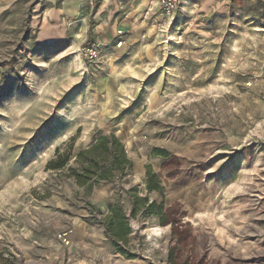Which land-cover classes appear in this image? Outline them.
<instances>
[{"label": "rangeland", "instance_id": "374dc122", "mask_svg": "<svg viewBox=\"0 0 264 264\" xmlns=\"http://www.w3.org/2000/svg\"><path fill=\"white\" fill-rule=\"evenodd\" d=\"M99 134L132 168L83 197L46 163ZM0 264H264V0H0Z\"/></svg>", "mask_w": 264, "mask_h": 264}, {"label": "trees", "instance_id": "16d2710c", "mask_svg": "<svg viewBox=\"0 0 264 264\" xmlns=\"http://www.w3.org/2000/svg\"><path fill=\"white\" fill-rule=\"evenodd\" d=\"M158 154L165 155V151L158 150ZM131 168L132 161L126 154L124 144L114 134H99L86 146L76 149L70 142L63 149L57 148L46 163V170L68 179L76 193L82 191L83 197H88L102 183L126 177ZM145 175L146 191L161 192L162 186L158 177L149 166ZM130 204L129 216H136L143 210L158 215L162 224L172 225L174 228L178 224L181 226L180 217H171L169 214L173 208H164L156 201L149 202L147 196L133 195ZM100 215L99 222L115 250L127 258H132L124 247L129 243L131 233L126 211L119 203L108 204L106 213Z\"/></svg>", "mask_w": 264, "mask_h": 264}, {"label": "built area", "instance_id": "2783aa9c", "mask_svg": "<svg viewBox=\"0 0 264 264\" xmlns=\"http://www.w3.org/2000/svg\"><path fill=\"white\" fill-rule=\"evenodd\" d=\"M179 3L180 0H158V9L163 16H171Z\"/></svg>", "mask_w": 264, "mask_h": 264}]
</instances>
